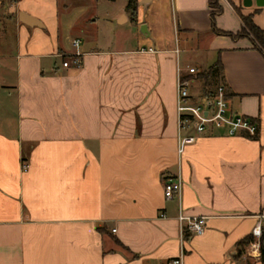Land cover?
Instances as JSON below:
<instances>
[{
    "label": "crops",
    "instance_id": "obj_1",
    "mask_svg": "<svg viewBox=\"0 0 264 264\" xmlns=\"http://www.w3.org/2000/svg\"><path fill=\"white\" fill-rule=\"evenodd\" d=\"M209 1L137 0L133 21L129 0H0V264H262L236 244L264 221V53L215 32ZM220 4L218 29L242 32L236 8L264 29V0ZM127 25L137 42L118 47ZM75 38L82 63L64 66ZM182 50L220 59L211 91L225 85L256 135L215 125L178 153L179 68L192 101L206 98ZM178 175L181 196L166 198ZM180 206L207 217L203 234L182 231Z\"/></svg>",
    "mask_w": 264,
    "mask_h": 264
},
{
    "label": "built area",
    "instance_id": "obj_2",
    "mask_svg": "<svg viewBox=\"0 0 264 264\" xmlns=\"http://www.w3.org/2000/svg\"><path fill=\"white\" fill-rule=\"evenodd\" d=\"M80 38H75L72 45L75 48L73 53L66 54L68 59L63 61L64 66H80L82 63V52L79 50ZM189 74L199 73L198 68L189 67ZM192 79L184 75L178 69L177 77V112H178V153L182 154L186 145L196 141L198 135L205 133L209 128L217 125L223 126L229 135H234L246 130L251 135H256L258 125L250 118L232 111L227 97L226 87L223 84L217 86L210 97H206L203 102L194 103L190 93ZM23 170L29 168L28 162H23ZM183 181L180 175L170 178L164 185V195L166 198L181 196ZM161 216H165L162 213ZM182 231H189L192 234L201 235L205 232L207 225L206 216H189L180 210L177 216ZM264 232V221L259 220L253 229L254 240L249 245L251 256L261 257V237ZM163 264H185L183 254L177 255Z\"/></svg>",
    "mask_w": 264,
    "mask_h": 264
},
{
    "label": "trees",
    "instance_id": "obj_3",
    "mask_svg": "<svg viewBox=\"0 0 264 264\" xmlns=\"http://www.w3.org/2000/svg\"><path fill=\"white\" fill-rule=\"evenodd\" d=\"M209 4L211 7L210 15L212 20V28L215 32L231 35L234 37L247 36L252 40L253 46L264 53V29L254 22L251 14L245 15L236 8V12L238 13L242 21L243 27H242V32L238 34H233L232 32L220 30L216 26V16L221 14L223 11V7L220 4V0H210ZM127 8L131 13L132 20L136 21L137 0H129ZM220 70H221V61L220 59H218L208 68V70L201 71L200 73L197 74V77H200L203 81V94L205 97H210L213 94V92L211 91L213 77L219 74ZM253 240H254L253 233L239 240L236 244V248H237L236 254L238 256L242 255L245 252L246 247ZM261 262L262 264H264V232L261 237Z\"/></svg>",
    "mask_w": 264,
    "mask_h": 264
},
{
    "label": "rangeland",
    "instance_id": "obj_4",
    "mask_svg": "<svg viewBox=\"0 0 264 264\" xmlns=\"http://www.w3.org/2000/svg\"><path fill=\"white\" fill-rule=\"evenodd\" d=\"M74 2H75V0H73ZM119 4L120 3H117V5H116V7H118L119 6ZM62 8V7H61ZM112 8H113V6H111V5H108V4H106V6H102V10L103 11H112ZM90 8L89 9H87L86 10V13H85V15H89V12H90ZM62 15H63V13L65 12V10L62 8ZM80 14V8L79 9H75L74 11H73V13H72V17H75V16H77V15H79ZM78 25H80V24H78ZM64 26H65V23L64 24H62V27L64 28ZM115 26H117L116 24H115ZM86 29H85V33L84 34H87V35H94L95 33H96V26L95 25H92L91 23H88L87 25H86V27H85ZM77 30H80V29H78L77 27H76V31ZM140 31H141V28L139 29ZM101 32H103V30H101V27H100V33L98 32V35L100 36V39H102V41L101 42H103V44L105 45L106 44V42H107V40H108V38L107 39H105V37L104 36H102L101 37ZM9 34L7 35V39H8V41L10 42L13 38H14V36L11 34V32L9 31L8 32ZM81 34V36H84V35H82V33H80ZM80 34H78V35H80ZM139 34V31H137V29L136 28H134L133 26H131V25H127V26H124L123 28L120 26V27H116L115 28V30L114 31H112V35H113V38H114V41L117 43L116 44V46H120V45H130V44H133V45H135V43L137 42V37L139 36L138 35ZM122 37H124V38H122ZM120 38V39H119ZM11 39V40H10ZM136 39V40H135ZM118 40V41H117ZM8 42V43H9ZM182 49H183V47H182ZM65 58L66 59H68L67 58V56H65ZM212 57L211 56H209L207 59H204V61H199L197 58H196V60L194 59V58H192L191 56H190V54H188V52L187 51H185V50H182V52H181V64L182 65H185V64H187V63H189V62H193V63H196V64H198L199 65V67H201V69H202V71H206V70H208V66L211 64V62H212V59H211ZM214 58V57H213ZM198 60V61H197ZM198 79H195V81H194V83H193V87H194V89L193 90H197V87L198 86H200V84H201V82H202V79L200 78V77H197ZM8 80H10V78L8 79ZM213 84V83H212ZM199 92H200V89H199ZM200 95V98H196V101L197 100H201V98H203L204 99V94H202V93H200L199 94ZM193 102V101H192ZM8 114H13V112L12 111H9V113Z\"/></svg>",
    "mask_w": 264,
    "mask_h": 264
},
{
    "label": "water",
    "instance_id": "obj_5",
    "mask_svg": "<svg viewBox=\"0 0 264 264\" xmlns=\"http://www.w3.org/2000/svg\"><path fill=\"white\" fill-rule=\"evenodd\" d=\"M21 20L22 21H24V22H28V20L26 19V15H25V13H22L21 14ZM145 25H143V27H144Z\"/></svg>",
    "mask_w": 264,
    "mask_h": 264
}]
</instances>
